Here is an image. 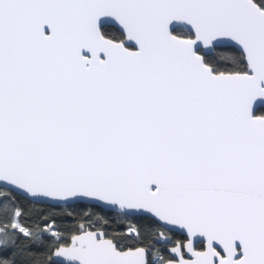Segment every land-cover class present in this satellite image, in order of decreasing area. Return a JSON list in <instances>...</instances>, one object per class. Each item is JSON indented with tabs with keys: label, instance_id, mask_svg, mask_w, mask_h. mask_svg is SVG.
Segmentation results:
<instances>
[{
	"label": "snow or ice",
	"instance_id": "1",
	"mask_svg": "<svg viewBox=\"0 0 264 264\" xmlns=\"http://www.w3.org/2000/svg\"><path fill=\"white\" fill-rule=\"evenodd\" d=\"M0 264H264V0H0Z\"/></svg>",
	"mask_w": 264,
	"mask_h": 264
}]
</instances>
